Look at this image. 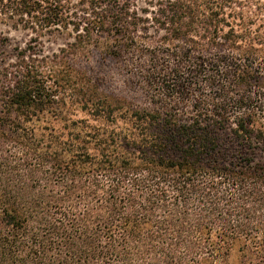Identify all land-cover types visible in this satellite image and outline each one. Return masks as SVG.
Masks as SVG:
<instances>
[{"label":"trees","instance_id":"1","mask_svg":"<svg viewBox=\"0 0 264 264\" xmlns=\"http://www.w3.org/2000/svg\"><path fill=\"white\" fill-rule=\"evenodd\" d=\"M0 21L33 34L0 68V264H264V0H0ZM94 56L142 101L75 66Z\"/></svg>","mask_w":264,"mask_h":264},{"label":"rangeland","instance_id":"2","mask_svg":"<svg viewBox=\"0 0 264 264\" xmlns=\"http://www.w3.org/2000/svg\"><path fill=\"white\" fill-rule=\"evenodd\" d=\"M33 34L20 28H14L8 22L0 21V68L12 63L16 59L19 48H23L28 44ZM62 40L56 43L45 42V50L51 51L58 47ZM75 66L91 75L94 79L100 81L102 90L113 93L118 96L126 97L135 103L142 101L143 92L135 89L127 83V76L114 67L110 61L101 62L97 57H93L90 61L79 60ZM2 75L0 74V83ZM78 113V116H82ZM232 264H237V259L233 257Z\"/></svg>","mask_w":264,"mask_h":264}]
</instances>
